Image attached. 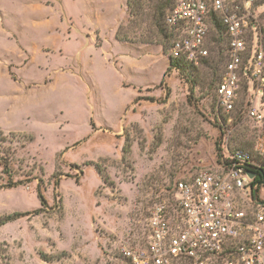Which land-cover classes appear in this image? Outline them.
Returning a JSON list of instances; mask_svg holds the SVG:
<instances>
[{
    "label": "rangeland",
    "instance_id": "374dc122",
    "mask_svg": "<svg viewBox=\"0 0 264 264\" xmlns=\"http://www.w3.org/2000/svg\"><path fill=\"white\" fill-rule=\"evenodd\" d=\"M246 1L261 42L264 0ZM160 28L127 0H0V222L21 214L0 224V264H130L123 248L143 245L178 181L216 170L218 147L254 155L264 123L246 112L264 115L263 90L243 83L218 110L217 72L169 67Z\"/></svg>",
    "mask_w": 264,
    "mask_h": 264
},
{
    "label": "built area",
    "instance_id": "2783aa9c",
    "mask_svg": "<svg viewBox=\"0 0 264 264\" xmlns=\"http://www.w3.org/2000/svg\"><path fill=\"white\" fill-rule=\"evenodd\" d=\"M245 12L234 0H178L165 17L174 33L170 59L195 67L210 57L215 19L223 27L227 60L215 97L217 109L228 114L235 110L243 83L254 97L264 92V53ZM246 117L255 125L264 123L254 105ZM253 153L256 161L240 150L226 151L216 170L178 181L169 203L151 210L143 245L123 248L125 259L130 264H264V203L258 200L264 187V133Z\"/></svg>",
    "mask_w": 264,
    "mask_h": 264
},
{
    "label": "trees",
    "instance_id": "16d2710c",
    "mask_svg": "<svg viewBox=\"0 0 264 264\" xmlns=\"http://www.w3.org/2000/svg\"><path fill=\"white\" fill-rule=\"evenodd\" d=\"M176 1L178 0H127V8L131 16H141V17H144L145 19L149 17L155 26H158V27L160 26L161 27L160 31L162 32L164 37L171 41V44H170V49H171L173 39H174V33L166 26L165 17L167 13L174 7ZM147 10L148 11L151 10V12L147 13L146 12ZM214 27L218 33V38L216 40L217 44L219 45L218 53L216 54V58H213L210 56L208 59L204 60L199 67L209 68V69H212V71H216L218 75V79L216 82V85H217L220 79V72H221V69H219V65L221 64L223 67L224 64L226 63L227 57H226V38L224 36V29L216 19L214 21ZM260 34H261V38H260L261 45H262V49L264 53V30L260 29ZM119 40L121 42L127 41L126 38L125 39L120 38ZM249 41L250 39L247 40V42ZM220 45H222V47ZM169 67H171L173 70L177 71L178 73H181V74L183 73L184 75H187L186 74L187 71H190V70L196 71V69L199 68L191 64H188L186 62L180 61V60H172L170 59V57H169ZM216 85H215V88H216ZM4 141H6L5 137L0 131V142H4ZM216 151H217V156H218L217 163H220L224 155H222L221 153L222 151L219 147L216 148ZM234 151L230 152V154H233ZM240 151H242L243 153H246L250 160L256 161L254 158V155H252L251 153L246 152L244 150H240ZM4 153H6V151L0 152V164H3V166L8 167V160H7L8 158L6 157L8 156L9 153H6L5 158H3L2 154ZM3 159L6 161L4 163H1ZM225 162L227 163L228 159H226ZM246 166L251 169L254 168L251 165H246ZM257 170L259 171L258 177L260 178L261 177L260 173L262 172V170L261 169H257ZM55 185H57V183H55ZM169 190L171 192L170 193V198H171L173 189H169ZM37 198L39 200L41 207L43 208L46 205V202L39 191H37ZM19 216H21V214L7 216L0 222V224H4L5 222L14 220Z\"/></svg>",
    "mask_w": 264,
    "mask_h": 264
}]
</instances>
